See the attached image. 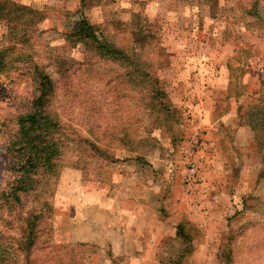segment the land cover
Wrapping results in <instances>:
<instances>
[{"label": "rangeland", "instance_id": "rangeland-1", "mask_svg": "<svg viewBox=\"0 0 264 264\" xmlns=\"http://www.w3.org/2000/svg\"><path fill=\"white\" fill-rule=\"evenodd\" d=\"M12 1L39 17L0 73L1 235H21L4 195L18 173L8 144L34 93L30 57H17L27 53L58 81L51 113L66 138L70 125L90 141L63 148L44 191L20 192L24 213L52 206L36 264H264V0L259 14L254 0ZM83 16L140 64L100 58L60 78L56 57L92 55L65 40ZM9 33L0 17V49ZM158 88L166 112L148 105Z\"/></svg>", "mask_w": 264, "mask_h": 264}, {"label": "trees", "instance_id": "trees-1", "mask_svg": "<svg viewBox=\"0 0 264 264\" xmlns=\"http://www.w3.org/2000/svg\"><path fill=\"white\" fill-rule=\"evenodd\" d=\"M97 1L99 0H79L82 6L92 5ZM259 2L260 0H254L256 14H259ZM38 14V11L28 5L12 0H0V17H4L8 22L10 26L9 38L13 40V44L5 45L0 49V73L5 72L9 63L7 57L11 55L9 52L15 48L16 43L29 40V32L38 22ZM65 40L72 47L83 46L84 52L88 50L92 55L84 57L81 61L74 58L56 57V70L62 79L68 80L67 78L74 70L79 71L85 64L96 63L100 58L126 65L138 66L140 64V59L137 58L139 55L133 51V48L129 52L128 49L125 50L107 40L104 34L99 32L98 28L84 16L76 20L72 28L65 33ZM25 56L30 57L27 68L30 69L33 76L34 93L29 99L28 109L18 115L17 135L8 144V151L13 161L12 168L18 173L14 184L16 187H11L12 195H4V205L8 204L9 208L19 205L21 209L15 215L19 222L17 228L21 235L16 239L8 236L6 232L2 236L0 232V264H36L33 253L41 248L39 245L41 242L40 231L46 226V220L50 219L52 206L49 200L44 199L40 207L34 206V209L24 213L22 209L26 206L25 201L28 195H20V192L33 193L35 188L44 191L42 184L44 186L48 178L58 172L64 152L63 148L67 147L68 143L80 148L81 143L88 144L90 142L86 137L75 133L76 131L70 125L67 127L72 139L66 138L67 133L61 131V129L65 130L63 121L51 113L58 81L54 80L45 67L40 65L33 56L31 57L27 53H18L17 55V57ZM139 70L136 69L138 72ZM151 94L153 96L148 103L150 109L153 110L154 101L159 100L160 107L157 108L166 112V93L158 88ZM168 112L170 111L168 110ZM93 147L98 149L95 145ZM45 178L47 179L45 180ZM49 209L50 213L44 217V211ZM177 236L185 243L183 255L191 252L193 249L192 235L188 223L181 222L178 225Z\"/></svg>", "mask_w": 264, "mask_h": 264}, {"label": "crops", "instance_id": "crops-1", "mask_svg": "<svg viewBox=\"0 0 264 264\" xmlns=\"http://www.w3.org/2000/svg\"><path fill=\"white\" fill-rule=\"evenodd\" d=\"M134 216H135V217H136V219H137V212H136V213L134 212ZM134 221H135V220H134ZM180 223H181V222H180ZM180 223H176V224H178V225H179ZM166 224H167V223H166ZM178 225H176V226L178 227ZM176 233H177V231H176Z\"/></svg>", "mask_w": 264, "mask_h": 264}, {"label": "built area", "instance_id": "built-area-1", "mask_svg": "<svg viewBox=\"0 0 264 264\" xmlns=\"http://www.w3.org/2000/svg\"><path fill=\"white\" fill-rule=\"evenodd\" d=\"M194 171V168H192V172Z\"/></svg>", "mask_w": 264, "mask_h": 264}]
</instances>
